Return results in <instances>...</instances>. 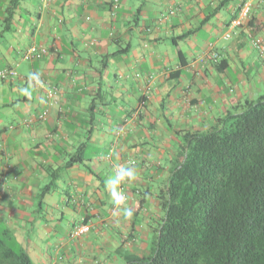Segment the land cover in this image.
<instances>
[{"label":"crops","instance_id":"1","mask_svg":"<svg viewBox=\"0 0 264 264\" xmlns=\"http://www.w3.org/2000/svg\"><path fill=\"white\" fill-rule=\"evenodd\" d=\"M242 1L0 0V69L17 72L0 79V221L32 264L149 253L183 137L264 93V0L225 37ZM32 44L47 52L25 59ZM120 167L137 179L110 183Z\"/></svg>","mask_w":264,"mask_h":264},{"label":"trees","instance_id":"2","mask_svg":"<svg viewBox=\"0 0 264 264\" xmlns=\"http://www.w3.org/2000/svg\"><path fill=\"white\" fill-rule=\"evenodd\" d=\"M241 107L183 137L153 246L126 264H264V93ZM2 225L0 264H32Z\"/></svg>","mask_w":264,"mask_h":264},{"label":"built area","instance_id":"3","mask_svg":"<svg viewBox=\"0 0 264 264\" xmlns=\"http://www.w3.org/2000/svg\"><path fill=\"white\" fill-rule=\"evenodd\" d=\"M251 7H252L251 0L242 1V3L239 6L237 15L233 17L227 25L228 29L225 33L226 38L229 37L231 33L234 32V30L241 27L243 23L250 17ZM86 19H89V17H86ZM250 38H251L252 47L255 49L258 57L264 58V39L261 36H252V35ZM46 52H47V48L45 46L32 44L25 50L24 58L28 60L39 59ZM210 56L215 63L219 61V54H217L216 52H212ZM203 59L204 58H202L201 60ZM16 74L17 72L12 68L0 69V79H6L7 77L15 76ZM44 116H45V112L40 115L41 118ZM130 162L134 163V161L132 160H130ZM122 194H125V193L123 192ZM89 230H90L89 223L85 221H81V222L75 223L72 226L69 236L71 238H79L87 234Z\"/></svg>","mask_w":264,"mask_h":264},{"label":"clouds","instance_id":"4","mask_svg":"<svg viewBox=\"0 0 264 264\" xmlns=\"http://www.w3.org/2000/svg\"><path fill=\"white\" fill-rule=\"evenodd\" d=\"M137 179V172L132 167H120L116 170L115 176L110 178V183H118L121 181H134ZM114 204L122 206L126 204L127 197L125 194L113 192ZM122 215L125 219H131L133 211L130 207L121 208Z\"/></svg>","mask_w":264,"mask_h":264},{"label":"rangeland","instance_id":"5","mask_svg":"<svg viewBox=\"0 0 264 264\" xmlns=\"http://www.w3.org/2000/svg\"><path fill=\"white\" fill-rule=\"evenodd\" d=\"M229 120H230V119H229ZM229 120L226 121V124H229ZM4 225H5V224H4ZM2 226H3L2 223H0V228H2ZM15 242H16V240H15ZM15 242H14V243H15ZM13 247H15V246H13Z\"/></svg>","mask_w":264,"mask_h":264}]
</instances>
